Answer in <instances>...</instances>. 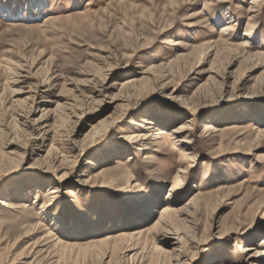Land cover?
I'll return each mask as SVG.
<instances>
[{"label": "rangeland", "instance_id": "rangeland-1", "mask_svg": "<svg viewBox=\"0 0 264 264\" xmlns=\"http://www.w3.org/2000/svg\"><path fill=\"white\" fill-rule=\"evenodd\" d=\"M0 264H264V0H0Z\"/></svg>", "mask_w": 264, "mask_h": 264}, {"label": "bare ground", "instance_id": "bare-ground-1", "mask_svg": "<svg viewBox=\"0 0 264 264\" xmlns=\"http://www.w3.org/2000/svg\"><path fill=\"white\" fill-rule=\"evenodd\" d=\"M231 23V21H229V23H228V25ZM230 27V26H229ZM232 27V26H231ZM225 29H227V28H225ZM246 34H248V33H246ZM124 87V86H123ZM185 128H186V126H184V125H181L178 129H176V130H174L173 131V134H180V133H182V132H184V130H185ZM213 130V129H212ZM135 138H137V141H142V140H148L147 138H148V136L145 134H140V135H136L135 136ZM174 212V210L173 209H171L170 207H168V206H165V207H163V211L161 212V219H160V221H158L155 225H153V224H151V225H147V226H144V227H141V228H139L137 231H135L133 234H131V235H128L129 237H131V239L133 238V240L134 239H141V238H145V239H147V237H149V236H151V235H155V233H156V231L159 229V228H161V221L163 220V218L164 217H166L167 215L168 216H171L172 214H174L173 213ZM175 224V223H174ZM174 228V227H173ZM171 231V230H170ZM157 234H158V232H157ZM119 236V235H118ZM127 236V235H126ZM126 236H125V238H126ZM124 237V236H123ZM128 237V238H129ZM144 239V240H145ZM155 239V238H154ZM109 240V239H108ZM149 240V239H148ZM106 240H101V241H99V243H100V245H99V243L96 241V240H94V239H92L91 241H89L88 242V246L86 247V248H97V246L99 245V246H101L102 247V243L103 242H105ZM151 244V243H150ZM149 245V244H148ZM145 247V246H144ZM151 247V246H150ZM87 249V250H88Z\"/></svg>", "mask_w": 264, "mask_h": 264}]
</instances>
